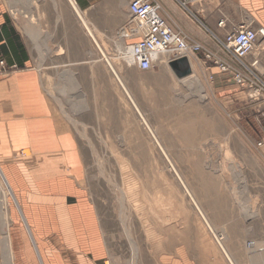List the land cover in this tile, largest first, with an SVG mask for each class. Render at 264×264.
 Here are the masks:
<instances>
[{"label":"rangeland","instance_id":"obj_1","mask_svg":"<svg viewBox=\"0 0 264 264\" xmlns=\"http://www.w3.org/2000/svg\"><path fill=\"white\" fill-rule=\"evenodd\" d=\"M100 4L110 7L103 20L94 15L98 10L79 6L142 114L69 0H37L30 17L10 12L56 118L75 135L109 258L113 264H163L164 257L166 264L181 257L231 264L220 238L237 264H264V146L258 145L264 70L259 78L250 75L257 89L239 87L230 95L214 90L206 70L214 64L196 56L189 61L202 93L183 81L192 74L174 73L167 54L142 71L119 53L139 37L128 2ZM27 26L38 30L35 40ZM8 202L10 210L12 197Z\"/></svg>","mask_w":264,"mask_h":264},{"label":"crops","instance_id":"obj_2","mask_svg":"<svg viewBox=\"0 0 264 264\" xmlns=\"http://www.w3.org/2000/svg\"><path fill=\"white\" fill-rule=\"evenodd\" d=\"M36 1L0 0V62L7 69L0 70V264H102L110 259L109 251L98 211L86 196L75 135L56 118L31 68L28 42L10 12L11 4L36 9ZM77 1L85 10H98L94 15L102 20L110 8H103L101 0ZM154 1L174 30L236 69L239 63L219 47L215 35L222 38L244 23L264 25V0H202L190 2L188 9L178 0ZM223 18L226 27L219 25ZM123 49L119 46L120 55ZM197 58L203 60L204 52ZM206 70L216 92L239 90L232 73L216 65ZM9 197L14 201L10 210ZM194 260L181 257L168 263L202 264Z\"/></svg>","mask_w":264,"mask_h":264},{"label":"built area","instance_id":"obj_3","mask_svg":"<svg viewBox=\"0 0 264 264\" xmlns=\"http://www.w3.org/2000/svg\"><path fill=\"white\" fill-rule=\"evenodd\" d=\"M178 1L188 9L190 2L202 0ZM128 10L130 23L134 25L132 33H136L134 29L140 30L138 39L127 44L122 53L123 60L130 66L149 71L163 55L167 54V61H170L183 56L197 57L200 52H204L203 61L212 62L221 71L232 73L239 87L257 89L250 75L258 77L257 73L264 67V25L244 23L233 26L222 38L215 35L219 47L239 63L240 69H236L212 51L206 50L201 43L190 42L183 33L174 30L160 13L161 6L154 0H131ZM219 25L226 27V19H221ZM0 67L2 72H7L4 61L0 62ZM258 145L264 146V136ZM102 264H111L110 259L104 260Z\"/></svg>","mask_w":264,"mask_h":264},{"label":"bare ground","instance_id":"obj_4","mask_svg":"<svg viewBox=\"0 0 264 264\" xmlns=\"http://www.w3.org/2000/svg\"><path fill=\"white\" fill-rule=\"evenodd\" d=\"M16 1H18V0H16ZM70 1V3H71V5L73 6V9L76 11V13H77V15L80 17V19H81V21H82V23H83V25H84V27H85V29H86V31H87V33H88V35L93 39V41L95 42V44L99 47V49L101 50L100 52H102V53H105L104 51H103V49H102V47L100 46V44H99V39L97 38V34H96V31H95V29H94V27L91 25V22L85 17V15H84V11H82V9L80 8V6H79V4L77 3V1L76 0H69ZM27 2V1H26ZM19 4V3H18ZM20 5V4H19ZM11 8L14 10V12H15V14L17 13V14H19L20 16H23V17H30V16H32L31 15V12L28 10V9H30L31 7H25V6H21V7H17V6H15V5H13V4H11ZM11 9V10H12ZM254 25V24H253ZM256 25V24H255ZM24 31H25V33H27L28 35H30L31 36V38H32V36L34 37V40H35V38H36V35H38V33H37V31L38 30H36L35 28H34V26H27V27H25L24 28ZM136 31H137V35L140 33V30L137 28L136 29ZM125 51V49H123L122 50V52H121V55H123L122 53ZM41 52V51H40ZM106 56V55H105ZM162 57H164V55L163 56H161L160 57V60H162ZM105 58V57H104ZM166 58V57H165ZM122 59H123V57H122ZM107 61L109 62V64H111L110 66L112 67V69H113V71H114V73H115V75L117 76V79H118V81H119V83L122 85V87H123V89L125 90V92L127 93V95L129 96V98L131 99V101L133 102V104L135 105V107H136V109L138 110V112L139 113H141V110H140V108H139V105H138V103L136 102V100L133 98V96L131 95V93H130V90H128V88L126 87V84L124 83V81H123V79L121 78V76L118 74V71L116 70V68L114 67V64H113V61H112V59H110V58H107ZM1 70V69H0ZM193 72V71H192ZM3 73V72H2ZM194 73V72H193ZM63 77V76H62ZM198 77V76H197ZM196 77V75L195 74H192V75H190L187 79H184L183 81L184 82H187V83H189V86H190V88L192 87L194 90H195V88H196V90H198L199 91V93H202V92H204V88H203V86H202V84H201V82L199 81V79ZM260 84V83H259ZM262 91V90H261ZM202 96H203V98H206V96L204 95V94H202ZM260 96V95H259ZM257 98V97H256ZM257 100V99H256ZM142 114V113H141ZM143 117V116H142ZM145 120V119H144ZM148 124V123H147ZM147 127H148V125H147ZM152 133V132H151ZM154 134V133H153ZM157 136V135H156ZM153 138H156V137H153ZM157 139V138H156ZM155 139V140H156ZM158 142V141H157ZM159 143V142H158ZM160 144V143H159ZM160 147L163 149V147H162V145L160 144ZM260 149V148H259ZM165 153V152H164ZM177 173V172H176ZM178 176H179V178H180V180H181V182L184 184V181H183V179L181 178V176L178 174ZM185 185V184H184ZM186 186V185H185ZM191 197H192V195H191ZM192 200H194L193 199V197H192ZM195 201V200H194ZM197 205V204H196ZM198 206V205H197ZM198 208H199V206H198ZM200 211H201V213L204 215V213H203V211L201 210V209H199ZM205 217V216H204ZM203 217V218H204ZM206 218V217H205ZM211 227V226H210ZM209 227V228H210ZM211 230L213 231V233L216 235V236H218L219 237V234L217 235V232H216V230L214 229V227L212 228L211 227ZM217 237V238H218ZM221 237V236H220ZM218 240H219V243L221 244V246H222V248H223V251H224V253H225V255H226V257L228 258V260H229V262L231 263V264H237V262L234 260V258H233V256L229 253V251L227 250V248L222 244V240L220 239V238H218Z\"/></svg>","mask_w":264,"mask_h":264},{"label":"water","instance_id":"obj_5","mask_svg":"<svg viewBox=\"0 0 264 264\" xmlns=\"http://www.w3.org/2000/svg\"><path fill=\"white\" fill-rule=\"evenodd\" d=\"M168 64L179 78L192 74L193 69L189 58L186 56L170 60Z\"/></svg>","mask_w":264,"mask_h":264}]
</instances>
